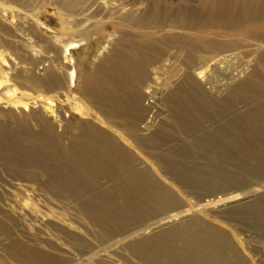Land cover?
Here are the masks:
<instances>
[{"label":"rangeland","instance_id":"obj_1","mask_svg":"<svg viewBox=\"0 0 264 264\" xmlns=\"http://www.w3.org/2000/svg\"><path fill=\"white\" fill-rule=\"evenodd\" d=\"M261 21L264 0H0V264H264Z\"/></svg>","mask_w":264,"mask_h":264},{"label":"bare ground","instance_id":"obj_2","mask_svg":"<svg viewBox=\"0 0 264 264\" xmlns=\"http://www.w3.org/2000/svg\"><path fill=\"white\" fill-rule=\"evenodd\" d=\"M205 6H203V8H204ZM207 8V7H206ZM157 14H159V10L158 9H150L147 13H146V15L145 16H142L143 18H138V17H136V16H132L129 20H127V22H128V24L129 25H132V26H134V27H143V26H146L145 24H148L149 23V21L151 20V18H153L154 19V22H156L157 20H155L156 19V16L155 15H157ZM141 15V14H140ZM139 16V15H138ZM129 17V16H128ZM158 22V21H157ZM262 22V21H261ZM156 24V23H155ZM162 25L160 24L159 25V27H158V29H160V27H161ZM259 29L262 31V30H264V21L260 24V26H259ZM145 41H142V45L143 46H146V47H149V50H151L152 48H151V45H152V43L154 42L155 43V40L156 39H154L153 38V35H151L149 32H146V35H145ZM264 38V37H263ZM154 39V40H153ZM79 41V40H78ZM77 43L78 42H76V43H72V42H70V43H66V45H65V48H64V53L65 54H67L68 53V51H69V49L70 48H73L74 46H76L77 45ZM145 55V54H144ZM146 56V55H145ZM143 58V57H142ZM150 60V59H149ZM116 70V69H115ZM72 75H74L73 74V72H71L70 71V77H72ZM104 95V94H103ZM211 237H213V235L211 236ZM210 246L212 247L213 245L211 244L212 242H216V241H218V236H216V237H214V241L213 240H211L210 239ZM209 242V241H208ZM208 244V243H207ZM209 245V244H208ZM211 249V248H210ZM214 251V250H213ZM204 260V259H203ZM202 260V261H203ZM205 263V262H204Z\"/></svg>","mask_w":264,"mask_h":264}]
</instances>
